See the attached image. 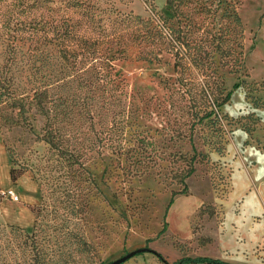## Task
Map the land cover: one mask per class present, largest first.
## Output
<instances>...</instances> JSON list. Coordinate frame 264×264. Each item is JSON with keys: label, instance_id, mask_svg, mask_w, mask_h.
Masks as SVG:
<instances>
[{"label": "rangeland", "instance_id": "rangeland-1", "mask_svg": "<svg viewBox=\"0 0 264 264\" xmlns=\"http://www.w3.org/2000/svg\"><path fill=\"white\" fill-rule=\"evenodd\" d=\"M110 1L148 26L120 21L94 53L79 42L61 55L54 42L14 41L10 91L28 100L45 90L62 148L42 138L44 115L32 103L27 122L15 121L0 88V189L17 194L0 193V264H31L34 254L38 264L106 263L139 247L146 248L120 264L185 255L264 264V217L243 198L244 177L233 176L253 163L254 131H264V0H192L174 15L164 0ZM226 2L241 20L239 60L235 45L226 64L207 45L209 75L187 69L180 83L173 57L184 49L168 40L169 28L188 38L226 29ZM7 42L0 38V66ZM216 77L229 95L216 109L205 103L216 110L214 123L199 116L188 89ZM190 155L193 170L180 190L177 175Z\"/></svg>", "mask_w": 264, "mask_h": 264}, {"label": "trees", "instance_id": "trees-1", "mask_svg": "<svg viewBox=\"0 0 264 264\" xmlns=\"http://www.w3.org/2000/svg\"><path fill=\"white\" fill-rule=\"evenodd\" d=\"M191 1L164 0L173 15L181 12L180 5H186ZM227 7H229L228 10H226ZM221 16L224 17L225 21H228L226 29L218 28L215 31H203L202 29L201 35L198 37L190 35L188 38L186 32H181L180 35L178 27H175L176 29L169 28L168 35L170 39L168 40L181 44L184 49V57L177 51H175L173 57V66L177 69V79L180 83H185L184 81L188 80L185 76V70L187 69H191V73L194 70L196 73L209 75L205 71L211 64V60H208L207 45H210L217 52L218 58L223 64H226L230 54H232V46L235 45L237 47L235 51L236 58L239 60L241 54L240 33L242 31L240 16L231 2L224 4ZM164 19L163 23H165ZM120 21L125 25L130 22L140 23L145 27L149 23L148 19L142 18L136 13H121L114 8L110 0H0V38L8 41L5 44L7 54L0 66V88L7 95L6 104L16 108L17 119L15 121L20 119L21 122H27L25 113L28 104L32 103L44 115L42 138L48 143L49 147L62 148L60 136L52 127L51 119L45 112V90L34 89L28 100L22 95H13L10 91L5 70L9 68V63L13 58L15 40H27L31 46H37L44 42H54L59 46L58 51L61 55L72 53L74 50L71 48V44L79 42V48H85L94 53L99 44L107 41L108 35H115L117 32L116 27ZM229 24H232L231 29H229ZM233 27H237L236 35L233 34ZM189 80L191 79L189 78ZM210 83L211 86L208 85V81H203L202 84L196 82V86L188 89V99L198 105L200 117H206L209 121L215 123L217 122L216 110L208 108L205 103L212 102L216 109L218 105L228 99L229 91H224L220 77L211 79ZM0 94L2 93L0 92ZM221 148V145L214 147L217 152ZM192 156L188 157L187 167L184 171L177 175L178 180L182 183L180 190L186 188L183 179L193 170ZM74 159H77V157L75 156ZM7 174L10 181H14L17 176V172L14 171L12 166L8 167ZM173 193L174 191L171 190V195ZM157 255L159 256V254ZM180 263L238 264L208 255L180 256L169 264ZM31 264H38L36 254L33 255ZM97 264L105 263L98 262Z\"/></svg>", "mask_w": 264, "mask_h": 264}, {"label": "crops", "instance_id": "crops-1", "mask_svg": "<svg viewBox=\"0 0 264 264\" xmlns=\"http://www.w3.org/2000/svg\"><path fill=\"white\" fill-rule=\"evenodd\" d=\"M255 136L259 139V147L252 155L253 163L244 165L246 169L235 168L233 176H243L244 188L242 187L243 198L255 202L251 209L256 211L260 217H264V131L255 129ZM257 133V134H256ZM260 149V150H259Z\"/></svg>", "mask_w": 264, "mask_h": 264}, {"label": "water", "instance_id": "water-1", "mask_svg": "<svg viewBox=\"0 0 264 264\" xmlns=\"http://www.w3.org/2000/svg\"><path fill=\"white\" fill-rule=\"evenodd\" d=\"M145 248L146 247H139V248L133 249V250L128 251L125 254H123V255H121V256H119V257H117L111 261L106 262L105 264H118V263L122 262L123 260H125L130 255L134 254L135 252L140 251V250H144Z\"/></svg>", "mask_w": 264, "mask_h": 264}, {"label": "built area", "instance_id": "built-area-1", "mask_svg": "<svg viewBox=\"0 0 264 264\" xmlns=\"http://www.w3.org/2000/svg\"><path fill=\"white\" fill-rule=\"evenodd\" d=\"M0 193L7 195L12 200L17 199V194L12 188L0 189Z\"/></svg>", "mask_w": 264, "mask_h": 264}]
</instances>
